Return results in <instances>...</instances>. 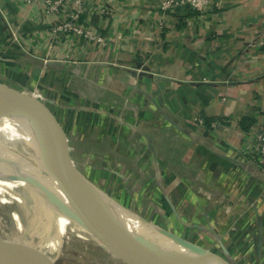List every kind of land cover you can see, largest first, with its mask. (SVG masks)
Returning <instances> with one entry per match:
<instances>
[{"label": "crops", "instance_id": "1", "mask_svg": "<svg viewBox=\"0 0 264 264\" xmlns=\"http://www.w3.org/2000/svg\"><path fill=\"white\" fill-rule=\"evenodd\" d=\"M91 1L114 9L90 19L110 34L104 46L56 45L61 18L0 0L7 88L50 120L76 169L75 146L100 156L125 209L155 210L232 264H264V168L250 132L264 123V0H215L205 18L165 14L161 0Z\"/></svg>", "mask_w": 264, "mask_h": 264}, {"label": "bare ground", "instance_id": "2", "mask_svg": "<svg viewBox=\"0 0 264 264\" xmlns=\"http://www.w3.org/2000/svg\"><path fill=\"white\" fill-rule=\"evenodd\" d=\"M50 160L46 145L28 119L0 105V241L19 245L51 263L62 258L84 261L109 255L124 264H194L131 248L106 235L64 196L48 170ZM28 176L39 180L42 188L29 184ZM79 176L92 204L131 232L159 235L162 241L199 258L203 264H228L157 224H129L124 205Z\"/></svg>", "mask_w": 264, "mask_h": 264}, {"label": "water", "instance_id": "3", "mask_svg": "<svg viewBox=\"0 0 264 264\" xmlns=\"http://www.w3.org/2000/svg\"><path fill=\"white\" fill-rule=\"evenodd\" d=\"M0 105L28 119L42 138L51 156L48 170L70 204L87 220L117 242L155 255H170L173 258L203 264L189 253L168 244L159 235L149 232L133 233L111 214L102 212L88 199L80 180L79 171L68 158L63 142L50 120L26 96L0 85ZM26 181L36 188L42 184L33 176ZM159 236V237H158ZM0 264H54L34 252L13 243L0 241Z\"/></svg>", "mask_w": 264, "mask_h": 264}, {"label": "built area", "instance_id": "4", "mask_svg": "<svg viewBox=\"0 0 264 264\" xmlns=\"http://www.w3.org/2000/svg\"><path fill=\"white\" fill-rule=\"evenodd\" d=\"M27 2H38L43 8L47 18H61V23L52 29L53 40L60 45L64 39H72L75 42L81 40L94 45L104 46L110 40V34L104 32L92 20V17H110L114 9L110 3H98L91 0H26ZM104 2V1H103ZM215 0H161L159 8L165 13L176 12L179 8L188 7L195 11L200 17H206L212 12ZM164 26L159 23L157 33L163 32ZM157 38H160L158 36ZM264 51V48H263ZM200 124L205 123L204 118H196ZM251 134L255 138V159L264 168V123L251 127Z\"/></svg>", "mask_w": 264, "mask_h": 264}, {"label": "rangeland", "instance_id": "5", "mask_svg": "<svg viewBox=\"0 0 264 264\" xmlns=\"http://www.w3.org/2000/svg\"><path fill=\"white\" fill-rule=\"evenodd\" d=\"M0 85H4L6 87L11 88L10 82L7 79L6 73L3 69H0ZM16 92L20 93V90H16ZM68 135L71 138L75 137L74 132H68ZM98 135H100V133ZM80 137L82 139H85V138L90 139L91 135L87 134L86 132H83V134H81ZM99 138H100V136H99ZM75 149H76V155L74 156V154H73V157L77 161V164H76L78 167L77 170L79 171V173L82 176L89 179L91 182H93L97 186H99L100 189H102V191L105 192L106 194L109 193V190L112 192L116 191L117 186H119L118 191L120 190V185H119L118 181L116 180V178L113 176H111V178H108L107 173L102 169L101 160H100L99 155H97L94 152L92 153V151H91L92 149L88 150L82 146H75ZM69 155L71 156L70 152H69ZM142 178L145 180V175L142 174ZM110 197H112V196L110 195ZM130 198H131V196H130ZM130 198L127 199V196H126V200L128 201V203H130V205H132L133 204V202L131 201L132 198L131 199ZM113 199H115V198H113ZM145 202H146V206H148L146 199H145ZM128 208H129V206H128ZM126 210H127L126 213L128 214L126 220L129 222V224L140 225L141 223H149V222L153 223V222H155V223H158V225L163 230L169 231L168 229H170V228H168L169 227L168 223L166 220H164L163 216L158 215V213L153 209H147L145 207V208L140 209V210L139 209H137V210L126 209ZM115 217H117V216H115ZM117 219H118V217H117ZM166 224L168 227L166 226ZM181 238H183V236ZM192 244H195V243H192ZM200 247H202V246H200ZM206 250H209L210 252L215 254L214 251H212L210 249H206ZM215 255H217V254H215ZM67 259H68V261H67ZM222 259L225 262H227L228 264H232L229 261H227L225 258H222ZM54 264H124V263L122 261L111 258L109 255H103V256L94 257V258L90 257L84 261L79 260V259H75V258H66V259L62 258V259H59L58 261L54 262Z\"/></svg>", "mask_w": 264, "mask_h": 264}, {"label": "trees", "instance_id": "6", "mask_svg": "<svg viewBox=\"0 0 264 264\" xmlns=\"http://www.w3.org/2000/svg\"><path fill=\"white\" fill-rule=\"evenodd\" d=\"M180 9V8H179ZM190 9V8H189Z\"/></svg>", "mask_w": 264, "mask_h": 264}]
</instances>
